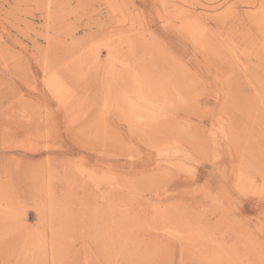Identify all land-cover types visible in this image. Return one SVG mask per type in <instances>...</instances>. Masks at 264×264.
Instances as JSON below:
<instances>
[{
    "label": "rangeland",
    "instance_id": "1",
    "mask_svg": "<svg viewBox=\"0 0 264 264\" xmlns=\"http://www.w3.org/2000/svg\"><path fill=\"white\" fill-rule=\"evenodd\" d=\"M0 264H264V0H0Z\"/></svg>",
    "mask_w": 264,
    "mask_h": 264
}]
</instances>
